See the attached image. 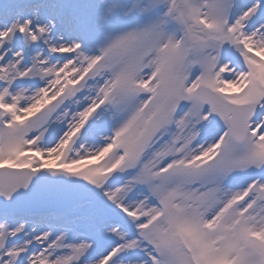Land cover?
<instances>
[{
  "label": "snow or ice",
  "instance_id": "obj_1",
  "mask_svg": "<svg viewBox=\"0 0 264 264\" xmlns=\"http://www.w3.org/2000/svg\"><path fill=\"white\" fill-rule=\"evenodd\" d=\"M0 264H264V0H0Z\"/></svg>",
  "mask_w": 264,
  "mask_h": 264
}]
</instances>
